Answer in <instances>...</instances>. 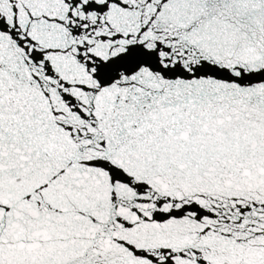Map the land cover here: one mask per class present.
<instances>
[{"label":"snow or ice","instance_id":"snow-or-ice-1","mask_svg":"<svg viewBox=\"0 0 264 264\" xmlns=\"http://www.w3.org/2000/svg\"><path fill=\"white\" fill-rule=\"evenodd\" d=\"M0 264H264V0H0Z\"/></svg>","mask_w":264,"mask_h":264}]
</instances>
